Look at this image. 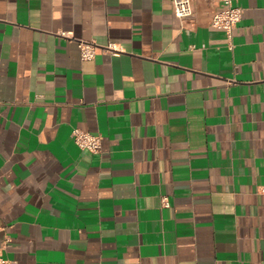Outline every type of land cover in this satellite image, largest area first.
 <instances>
[{"label":"crops","instance_id":"obj_1","mask_svg":"<svg viewBox=\"0 0 264 264\" xmlns=\"http://www.w3.org/2000/svg\"><path fill=\"white\" fill-rule=\"evenodd\" d=\"M194 1L0 0L6 258L264 264V0H234L232 38Z\"/></svg>","mask_w":264,"mask_h":264},{"label":"built area","instance_id":"obj_2","mask_svg":"<svg viewBox=\"0 0 264 264\" xmlns=\"http://www.w3.org/2000/svg\"><path fill=\"white\" fill-rule=\"evenodd\" d=\"M219 6L213 13L211 24L216 28L226 30L229 37L232 38L234 31L238 27L243 18V9L235 5L234 0H218ZM174 9L177 17L182 22L192 20L195 17V1L194 0H173ZM66 36V33H63ZM78 45L81 49L82 58L84 60L94 59L99 51L104 50L114 54L119 53V49L113 43L107 46H102L95 41L78 40ZM75 142L85 150L99 153L103 149V141L100 135L84 131L76 128L73 132ZM0 264H15L12 260L6 258L0 250Z\"/></svg>","mask_w":264,"mask_h":264}]
</instances>
